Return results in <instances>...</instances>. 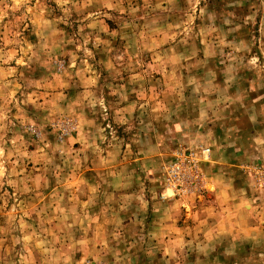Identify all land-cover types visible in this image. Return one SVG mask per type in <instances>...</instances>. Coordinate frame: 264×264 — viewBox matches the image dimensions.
I'll use <instances>...</instances> for the list:
<instances>
[{"label": "rangeland", "instance_id": "1", "mask_svg": "<svg viewBox=\"0 0 264 264\" xmlns=\"http://www.w3.org/2000/svg\"><path fill=\"white\" fill-rule=\"evenodd\" d=\"M257 135L264 0H0V264H264ZM209 138L248 200L160 240Z\"/></svg>", "mask_w": 264, "mask_h": 264}, {"label": "crops", "instance_id": "2", "mask_svg": "<svg viewBox=\"0 0 264 264\" xmlns=\"http://www.w3.org/2000/svg\"><path fill=\"white\" fill-rule=\"evenodd\" d=\"M257 136L258 138L254 137V139L259 144L257 143L255 147L262 146V150L264 151V136ZM210 144H213V163L209 164L208 166L209 183L211 185L210 190H208L206 195H204L201 199L196 201H189L187 200V198H170L166 200L158 199L160 200L159 205L162 206L161 208H159L161 221L156 222L155 225L159 226L160 240L171 239V237H168L175 234V239L180 238V235H185L183 229L181 232L179 231L178 221L174 220L177 213H190L192 218H196V220L194 221L195 223L204 224L202 220L207 216V214L215 215L217 217L222 216L224 218L227 216V213L225 215L226 210L228 208L232 209V205L234 202L248 200L244 196V194L241 193L238 184H235V180L232 179L233 176L236 177V173L239 171H237V169L232 167L231 163H229V155H227V152L231 150V153H234L237 158L248 155L249 153H245V155H243V151H241L240 147H237L234 150L220 149L222 143L216 139H210ZM229 189L231 190V192H229ZM149 195L151 196V199H153V192L149 193ZM156 201L157 200L155 199V202ZM235 206L237 207V204H235ZM207 221L209 222L208 219ZM174 227L176 228L175 232H173ZM152 233L156 234L157 232L153 231L151 232V234Z\"/></svg>", "mask_w": 264, "mask_h": 264}, {"label": "built area", "instance_id": "3", "mask_svg": "<svg viewBox=\"0 0 264 264\" xmlns=\"http://www.w3.org/2000/svg\"><path fill=\"white\" fill-rule=\"evenodd\" d=\"M264 167V166H263ZM183 167H182V165H178L175 169H174V171L175 172H178L179 174H182V172H183ZM264 175L263 174H261V175H257L256 176V178H257V181H259V183H261V184H263L264 185V177H263ZM183 190H185V189H183Z\"/></svg>", "mask_w": 264, "mask_h": 264}]
</instances>
